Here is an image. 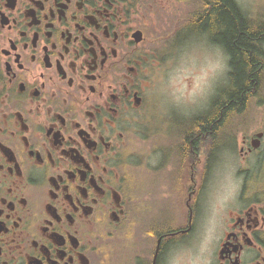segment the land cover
<instances>
[{
	"label": "flooded vegetation",
	"instance_id": "flooded-vegetation-1",
	"mask_svg": "<svg viewBox=\"0 0 264 264\" xmlns=\"http://www.w3.org/2000/svg\"><path fill=\"white\" fill-rule=\"evenodd\" d=\"M215 3L0 0V264H170L208 216L209 264H264V74L240 109L227 108V66L185 127L152 114L153 25L167 10L165 52L204 39L222 53L196 28ZM261 18L242 16L260 35ZM132 140L146 141V165Z\"/></svg>",
	"mask_w": 264,
	"mask_h": 264
},
{
	"label": "rangeland",
	"instance_id": "rangeland-1",
	"mask_svg": "<svg viewBox=\"0 0 264 264\" xmlns=\"http://www.w3.org/2000/svg\"><path fill=\"white\" fill-rule=\"evenodd\" d=\"M237 1V0H236ZM243 12L252 17L259 18V16L264 17V0H252L250 7L248 9H242ZM167 10L165 11V13ZM163 15V18L153 26L158 32L157 45L152 52V67H151V82H152V114L156 119V125L159 126L160 118L162 113L165 111L173 110L175 115H179L183 122V127L187 125L189 121L190 112H196L199 109L208 105L210 99V92L213 89L214 85L217 83H222L223 79L226 78L227 73V57L226 55L214 46L210 45L208 41L204 40L200 44H196V47L199 49L194 50L192 53H175V51L170 50L165 52L164 44L165 42L161 39V36H165L168 29V19L166 15ZM262 19V18H261ZM263 20V19H262ZM161 23V28H160ZM172 26L176 24L174 18L170 22ZM160 28V32H159ZM194 58L195 64L201 68L212 67L213 72L210 73L209 79L207 81L206 90L203 94L202 99L197 100L195 103L185 102V92L184 86L187 83L186 77L192 71L194 67ZM221 62L223 63V70L220 68ZM177 98H180L183 102L177 103ZM144 140H132L130 144V153L132 158L137 161V158H142L143 162L148 163V158H151L148 150H144ZM165 143V142H164ZM162 151L159 152V157ZM153 152V151H151ZM161 161V158L159 159ZM144 165L138 168L139 171H136L137 175L142 179L147 176L144 170ZM161 171L159 168L150 171L148 176V185L149 187H144L143 191L155 190L156 183L155 180L160 178ZM152 182V183H151ZM146 183V182H144ZM154 194V192H152ZM155 198V194L153 195ZM136 220L138 222L146 221V205H140L137 207ZM210 216H208L209 218Z\"/></svg>",
	"mask_w": 264,
	"mask_h": 264
},
{
	"label": "trees",
	"instance_id": "trees-1",
	"mask_svg": "<svg viewBox=\"0 0 264 264\" xmlns=\"http://www.w3.org/2000/svg\"><path fill=\"white\" fill-rule=\"evenodd\" d=\"M210 13L198 24L196 28L212 34L213 41L220 43L227 57L229 66L227 77L231 81L229 92L231 104L228 109H240L244 95L249 94L258 84V78L264 74V22L262 35L256 33L255 23L250 21L245 24L242 16L247 15L238 7L234 0H216L211 6ZM263 53V59H262ZM223 112V106L215 108ZM215 110V111H216ZM218 115V112L216 111ZM221 117V116H220ZM223 117H221L222 119ZM204 119V118H203ZM200 138L208 135V124L203 120ZM216 118L215 125L221 122Z\"/></svg>",
	"mask_w": 264,
	"mask_h": 264
},
{
	"label": "snow or ice",
	"instance_id": "snow-or-ice-1",
	"mask_svg": "<svg viewBox=\"0 0 264 264\" xmlns=\"http://www.w3.org/2000/svg\"><path fill=\"white\" fill-rule=\"evenodd\" d=\"M252 0H237L238 7L248 9ZM212 67L201 68L195 64L189 75L186 77L187 83L184 86L185 102L195 103L202 99L206 90L207 81L210 73L213 72ZM215 232V224L211 217L202 221L198 228H194L186 235L182 242V248L177 255L175 264H195V259L198 254H203L208 243L213 239Z\"/></svg>",
	"mask_w": 264,
	"mask_h": 264
},
{
	"label": "clouds",
	"instance_id": "clouds-1",
	"mask_svg": "<svg viewBox=\"0 0 264 264\" xmlns=\"http://www.w3.org/2000/svg\"><path fill=\"white\" fill-rule=\"evenodd\" d=\"M220 68L221 70H223V63L221 62L220 64ZM177 103H182L183 101L180 98H177ZM228 182H230L232 184V192H231V196H234L236 194V192L238 191V182L235 180H229ZM175 255L173 254V257L171 258L170 264H175ZM211 256V240L208 243V246L206 248V250L203 252V254H198L196 259H195V264H209V258Z\"/></svg>",
	"mask_w": 264,
	"mask_h": 264
},
{
	"label": "bare ground",
	"instance_id": "bare-ground-1",
	"mask_svg": "<svg viewBox=\"0 0 264 264\" xmlns=\"http://www.w3.org/2000/svg\"><path fill=\"white\" fill-rule=\"evenodd\" d=\"M249 21H250L251 23H253L254 20L248 19L247 22H249Z\"/></svg>",
	"mask_w": 264,
	"mask_h": 264
}]
</instances>
